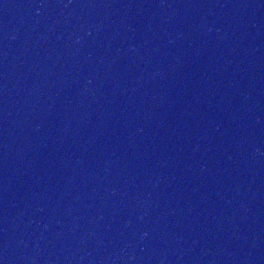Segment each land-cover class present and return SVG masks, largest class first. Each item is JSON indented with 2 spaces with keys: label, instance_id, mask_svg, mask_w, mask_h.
<instances>
[{
  "label": "water",
  "instance_id": "1",
  "mask_svg": "<svg viewBox=\"0 0 264 264\" xmlns=\"http://www.w3.org/2000/svg\"><path fill=\"white\" fill-rule=\"evenodd\" d=\"M0 264H264V0H0Z\"/></svg>",
  "mask_w": 264,
  "mask_h": 264
}]
</instances>
